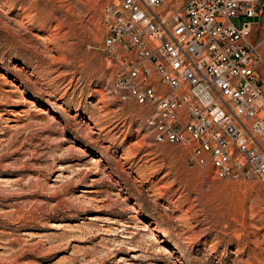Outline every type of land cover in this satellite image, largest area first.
<instances>
[{"label":"rangeland","instance_id":"374dc122","mask_svg":"<svg viewBox=\"0 0 264 264\" xmlns=\"http://www.w3.org/2000/svg\"><path fill=\"white\" fill-rule=\"evenodd\" d=\"M109 1L0 0V264H264V182L191 166L109 93Z\"/></svg>","mask_w":264,"mask_h":264},{"label":"built area","instance_id":"2783aa9c","mask_svg":"<svg viewBox=\"0 0 264 264\" xmlns=\"http://www.w3.org/2000/svg\"><path fill=\"white\" fill-rule=\"evenodd\" d=\"M101 23L108 91L147 109L153 143L264 182V0H110Z\"/></svg>","mask_w":264,"mask_h":264}]
</instances>
